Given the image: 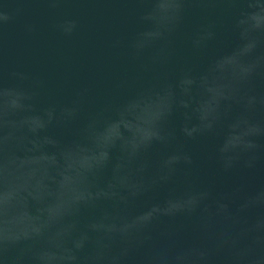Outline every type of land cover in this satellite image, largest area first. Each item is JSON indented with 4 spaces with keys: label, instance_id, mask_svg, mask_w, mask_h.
<instances>
[{
    "label": "water",
    "instance_id": "obj_1",
    "mask_svg": "<svg viewBox=\"0 0 264 264\" xmlns=\"http://www.w3.org/2000/svg\"><path fill=\"white\" fill-rule=\"evenodd\" d=\"M0 264H264V0H0Z\"/></svg>",
    "mask_w": 264,
    "mask_h": 264
}]
</instances>
